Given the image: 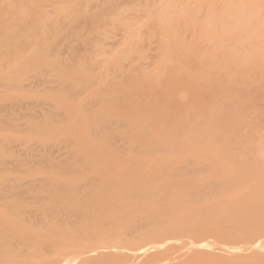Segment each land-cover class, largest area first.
Masks as SVG:
<instances>
[{"label":"rangeland","instance_id":"obj_1","mask_svg":"<svg viewBox=\"0 0 264 264\" xmlns=\"http://www.w3.org/2000/svg\"><path fill=\"white\" fill-rule=\"evenodd\" d=\"M19 1L22 2L21 6V2L19 3ZM19 1L0 0V20L8 19V17L10 19L15 16L10 20L17 22H23L27 20L31 21V23L29 24L30 26L31 24H33L36 27L35 29H37V27H40L41 25H47L46 29L48 32H46V37L48 36V38H46L47 42L44 40L46 43L42 39L43 44H40L41 47L45 45V47L42 48L43 53H45V58L43 61L44 63L37 65L31 70L29 69L24 74L22 72L23 75L20 76L21 78L19 79H15L13 81L0 80V95H2L1 97H4L0 99V180L3 178L1 180L3 182V180L5 179L4 186L2 185V187L0 185L2 189H4L2 191L3 193L0 192V226H4L5 224L9 225V216L13 215L12 211H10L11 209H8L9 206L6 207V204L4 203L6 199L12 198V196L10 197L9 195L8 198L6 197L7 191H9L8 194H12L13 192L16 195L15 197V195L12 194L14 195L13 198L15 197L16 204L18 203L17 199L22 201L23 203L22 204L19 201L23 206L18 203L20 209L19 211L17 209V212H21L22 209V212L27 211L26 213H29V216H27L26 214L25 218L22 217L23 219L20 217L19 213V220L21 221L22 219L21 222L24 224L20 223L18 224V226H14L15 232L19 233L17 236V241L15 238L13 239L12 236L8 235V241H10L12 238L13 240H15L14 242L18 243L14 244V242L11 240L10 242L13 243H9V245L7 246L9 247L11 246V244L15 245H12V247H14L13 253L9 250L11 247H9V249L7 247L11 254L6 251L7 254H4L5 256L2 255L3 253H5V251L3 252V247L0 248V250H2L3 252L1 253L0 251V264H64L63 262L66 259L67 260L65 261V264H150V262L153 264H252L253 262H255H252L255 257H264V247L260 249L252 247L255 240H261L262 246H264V172L260 173V176L253 174L249 175L245 172H242L241 169H237L240 162L242 165L243 163L245 164V162H251L253 159L264 160V68L263 70L262 68H259L261 62L264 66V54L263 56H259L255 51L256 49L264 48V6H261L263 7V10L261 9L260 11H257L258 13H255V11H249V5H251L252 2L264 5V0H51V2L50 0H27V2L26 0ZM30 1H32L31 4H29ZM233 6H236L238 8L236 9V12L233 11ZM231 9L232 11L230 12ZM165 12L169 15L168 17L164 16H167ZM12 13H15V15L13 14V17H11ZM21 13L25 15L22 14V16ZM169 17H172L173 19L168 20ZM246 17H248V19ZM166 18H168V22H166ZM220 19L221 21H223V23L225 21V23L223 24L224 29L222 28V30H224L222 33L223 35L221 34V36H219L217 33L214 34L217 31L213 32L216 24L219 27L218 22L220 21ZM55 20L57 21V23L55 22ZM192 20L194 24L191 22ZM169 21H171L172 23H169ZM171 24H173V28L171 27ZM60 25L61 27H59ZM169 28L172 29V31ZM233 28L234 32H232ZM219 29L221 30V28ZM58 39L61 40L58 41ZM190 40L192 43H189ZM250 49H254V51L248 54ZM249 56L253 62L248 59ZM3 60V63H5L7 61V58L6 60ZM247 60H249L251 64L248 65V63L246 62ZM258 60L261 62H259ZM254 61H256V63L258 62L259 64L256 66ZM58 69H61L62 71H60L61 73L64 72V75L65 73H69L70 76L69 74L65 77L57 75L58 72L57 74L55 72ZM160 74H162V76ZM12 75H15V73ZM142 75H148L152 77L151 82H149L150 84L147 83L148 86L144 85L146 83L143 84L140 82H138L136 86V81H139L138 77H142ZM145 79L147 80V78H144V80ZM144 80H141L140 78L141 82ZM9 83L11 86L9 85ZM118 84L120 86L122 85L123 89L121 87L120 88L126 92H133L138 88L141 90L142 88H147L148 90H146L153 93V95L157 94L156 96L159 97L155 98L153 104L151 105V107L155 109V113H158V109H161L162 107H164V105H167V102L164 101V98L165 96L169 95L165 94H168V92H171L172 90V96H170L172 98H175L172 101H178L179 103H195L196 105L199 102H206V104H208L210 102H213L214 99L215 102L216 98H219L217 96H220L221 93L225 92V94H229L232 97H235L237 95L238 97H240L239 99L236 96L240 101H237L236 99L237 106H235L236 103L234 106L236 108H239L241 113L244 112V115L245 113L247 114L246 117L241 120V122H251L253 123V125L250 126L247 123L248 125L245 126V123H243L244 126H242L243 124L240 123L242 126L241 131L239 129L240 124L238 125L240 133L237 134V132L239 131L236 132V134L234 135L235 138H233L231 143L235 145L236 140L237 144L235 146L230 144V146L228 145V152L232 150L233 152L232 154L227 153V155L229 156H227L226 158H220L219 156L213 154L208 147L198 142H191V144L189 142L181 145L175 144L173 145V149L169 151L164 150L161 147H156L152 150L151 146L146 147L142 144H137L136 146L133 144L130 147V140H132L133 142L136 135L133 134L135 133L136 125H134V123L132 124V121L130 122V119H128V117L124 114L130 112V109L124 108L122 110L121 108L114 112L112 110H109L108 107L107 109H105L106 107H103L105 105L101 103L103 97V100L106 98L108 100L109 95L111 97L112 92H114L112 90V86ZM184 84L185 86H183ZM5 85L8 87L5 88ZM143 85L145 87H141ZM162 87H165L167 91ZM63 91H65L66 94L64 93V95H66V97H68V99L72 103L71 107L65 108L67 104H65V106L60 105V101L56 97V95L63 93ZM156 92H160L161 94ZM69 94L72 95L69 96ZM145 94H147V92ZM223 96H221V99ZM123 98L124 97H122L121 99ZM229 98L232 99L231 97ZM121 99L119 101H122ZM224 100L219 101L225 102ZM123 101L122 102L128 108L133 106V103L129 99L125 98ZM228 101L230 102V100ZM231 102L233 103V101ZM226 104L227 103L225 102V105ZM202 105L201 107L204 106ZM228 105L231 106V104L229 103ZM68 106L70 105L68 104ZM198 107L200 106L198 105ZM233 108L234 107H232L231 109ZM226 109L228 110V108ZM161 110H163V108ZM195 111L196 115L202 114V109L196 108L194 110V113ZM86 112L88 113V115ZM223 112H225L224 109ZM223 112H221L218 117L219 122L220 116L221 119L223 116V119H225V115H228V111L225 114ZM66 116H69L67 117V120L70 118V116L81 119L85 116L86 118H84L88 122L91 117H93V119L97 118L92 122L90 121L89 123L92 124L93 122L97 121L98 125L95 122L96 125L98 126V128L102 127V130L101 128L97 130L98 128H96L95 126L86 123L87 127L90 128L89 125H91L93 129H89L91 131L90 135H96L93 134L95 131V127V133L97 132V134L100 135V138H98L97 135V138L94 136L99 140L98 142L103 143L104 139V143L105 141H111V147L116 146L115 149H117V151L107 150L103 147L93 150L94 153L101 155L105 159L103 165L93 168L94 170L105 169L108 171H117L119 169L121 170V167H124L125 169V167L129 165L127 168H129L130 171L132 169V171H135L140 169L141 166L143 167V164L138 166L142 160V163L154 164L156 161L165 158L172 162V169L170 168V170L173 171L172 173H177V177L178 174H180V176L176 179L174 176L175 173L172 175L173 180L175 179V182H177L176 180H178L180 177L185 176L184 174L186 173V175L190 176L188 178L194 176L201 183L202 181L204 182L203 187L204 184L205 187L209 184L211 185L212 189L207 186L206 189L204 187V189L202 190L201 187V190H198L200 192L199 194L197 193L198 195L195 194L197 189L193 192H190L192 197L195 196L196 198L193 199L191 195L187 193L189 191L185 192L186 190H184V195L181 194L183 191L181 189L183 187L181 185L182 182L180 183V185L182 186L179 187L180 189L175 186V188H178L182 191L180 192L179 196H177L179 190L177 191L173 188L175 190L174 192H176L173 193L176 194V197H174L177 199L179 198L182 201L184 197V203H182L184 204L185 208L182 207L183 210H176L173 207L175 210H171L170 213L168 211L169 209L166 212L164 211L166 209L163 208L164 210L162 211L165 213H163L160 219H156L162 221L163 224L165 223L164 226H162L163 224L160 221H157L156 224L153 223L156 221L155 218L154 221L153 219H150L153 216L148 211V208L150 206L149 201L151 200L150 198V200L147 201L148 203L146 202V204L149 205L148 208H145L146 211L143 209V211L139 212V209H135V211L133 212V216H131L132 218L129 217L130 220L133 219V222L131 223L129 221L131 224L128 226V228H126L128 224L126 225V227L124 225V227H121V230L122 232L124 231V234H120L124 236L120 235V238L125 236L126 237L124 238V241L123 238L120 239V246L117 245L112 247L107 246L105 243L102 246L103 242L101 240H106V238H102V229L106 220L108 219L109 221V217L106 214H103L101 219L102 222L100 226L98 225L99 229H96L99 230L98 233L100 236L98 238H94L95 236H98V233H96L97 235H95L93 238L87 237L88 235H84L85 230H87L85 227L89 225V221L91 222V220L88 221L89 218H86L88 222H85L84 218H82L84 220L80 219V221L82 222L80 223L79 221L81 225L79 224L78 226H81V229L83 228L81 234V229H79V227L77 226L76 228L78 230L75 228L77 233H75L74 231H70L71 233L74 232L77 235L73 234L74 236L71 235L73 236L71 237L70 235L65 234L68 232V228H72V226L66 225L68 224V220L71 221L70 214L68 215L67 221L65 223L66 226H69L67 227V232L63 233L62 231V233H52V231H55L53 230L54 227H52L53 225L51 224L54 218H52V220L51 217L49 218L48 216H46L49 213L48 208H50V205H48L49 207L46 209L47 214L45 213V206L43 207L44 210H38L42 207H38V209L36 208L39 203V205H42L43 203L40 200L42 196H38V194L36 193L38 192V189L40 188L45 190L46 187L49 186L48 190L51 192H55V188L53 189L51 188V186L62 187V184H65L68 189H77V186H83L84 188V185L89 181V177H92L91 179H95L97 176L91 175V171H89L91 172L90 175L86 176L83 174L89 169L88 167H85L82 164L81 166L80 163H77L79 162L77 160L80 156V154L78 155L79 149L76 150L78 144H76L77 146H74V139L71 135H69L67 132H62L61 129L60 131H58L59 129L55 130V133L48 132L47 129H49L50 127H52L53 129H56V127L59 128L60 124L67 121ZM88 116L91 117L88 118ZM223 119L221 121L222 123L224 122ZM71 120H73V118L69 119L68 122L71 123ZM68 122L62 125L68 126ZM130 132L132 135H134V137L132 136L134 139H132L131 137L129 138V136H131ZM172 132L171 134L174 136H176V133L177 135H179L175 130H172ZM162 133H165L166 137L167 134H170L166 133V131ZM102 134H105V137L107 135H110V139H107V141L104 136H102L104 138L101 139ZM164 137L165 136L163 135L162 138ZM218 138L220 139L221 137ZM218 138L215 137L212 139V141L215 140L217 141V143L215 141H211V146L215 147V144L218 145V143L221 146L222 143L220 141L218 142ZM122 140L125 142H123ZM136 141L137 140H135V142ZM155 142H152V144H156ZM189 145L190 148L188 147ZM134 146L136 148H140L136 150ZM158 146H160V144ZM149 147H151V149ZM231 147L233 148L231 149ZM155 149L160 150L157 151ZM176 149L180 150V152ZM76 151L78 152L77 155L75 153V156H78V158L74 157V152ZM225 151L227 152L226 149ZM135 156L141 157L142 160H139L137 158L138 161H140L137 162L134 159ZM233 156H235L234 159ZM228 157L231 159V161ZM74 161L76 162V164ZM77 164H79L80 166ZM244 164L242 165V167H251L250 165ZM250 164H252V162ZM255 164L256 163L254 162L253 165ZM137 166L139 167L138 169ZM232 166L237 168L235 169ZM127 168L125 170H128ZM165 171H169V169L166 170L165 168ZM183 171L184 174L182 173ZM89 172L87 173L89 174ZM96 172H94V174H97ZM93 176L95 178H93ZM103 176L104 175L100 176V178L98 177V181L99 179L102 180ZM172 177L171 175L168 176V181L165 182V185L168 184L167 182H169V178ZM259 178L263 181H261ZM157 179H161V177L159 178V176H157ZM95 180L93 181V183L95 182V185L97 184V186H99L102 182L100 180V183H98ZM157 181L158 184L157 182H155L154 184H157L159 186L163 185V182L161 183L162 185L159 183L160 181H162V179L160 181ZM163 181L165 180L163 179ZM184 181L185 180H183V182ZM193 181L194 180H192V182ZM175 182L171 181L173 185H168L174 186V184H176ZM89 183L86 185H90ZM184 184H186L187 186L188 183ZM192 184L195 185V182ZM196 184H198V182ZM95 185H92V187ZM157 185L156 187H159ZM100 186L102 187V183ZM92 187L90 189H92ZM187 187L189 188V186ZM87 188L89 191V187ZM152 188H155V185L152 186ZM160 188L161 189L158 188V192H160L163 187ZM19 189H21V191L23 189L25 190V192L23 191L22 193H20V191H18ZM132 189L133 194L134 190L138 188H129V190ZM140 189L141 188H139L138 190L140 191ZM168 189L172 190L171 192H173V189ZM138 190H136L137 193H143L145 195V192H142V189L141 192H139ZM155 190L153 191V196L156 195ZM5 191L6 193H4ZM79 191H77L79 193L77 195L78 197H80L79 195L86 194L85 192L83 193ZM150 191H147L145 196H148V192ZM201 192L203 193V195L200 196V194H202ZM19 193L21 196L19 195ZM128 193L132 196V198L130 200L129 198L126 200L124 199V202H127V200L131 201L134 197V195L131 194V191H128ZM137 193H135V195ZM42 194L43 193H39V195ZM46 194L44 193L45 196ZM129 194H126L127 197H129ZM140 195L138 194L137 200L145 198H142L143 195L139 197ZM188 195L189 199H191L189 201ZM185 196H187V200ZM85 197L83 196V198L86 200L89 198L87 197V195ZM149 197L151 196H148V198H146L149 199ZM165 197L167 198L166 195ZM77 198L76 201L78 200ZM83 198L81 197V199ZM166 198H164V200ZM175 198L172 197L170 199L175 201ZM81 199L78 201H82ZM134 199V203L137 202L138 204H140L139 201H136V197H134ZM160 199L159 201L163 200ZM13 200L10 199V202ZM47 200H44L45 202L43 204H45ZM185 200L187 202H185ZM132 201L130 203H132ZM153 201L154 199L152 200V202ZM179 201L180 200H177V202ZM10 202L6 201V203L8 204H10ZM36 202L39 203L36 204ZM126 202L125 204L123 203V207L128 208L129 206H131L129 202H127L129 203V205L126 206ZM140 202H142L141 204H143L144 200H141ZM156 202L157 199L155 200V203H151L154 209L152 210L150 208L149 210L157 213V211H155ZM171 202H168L167 204ZM117 203V201L115 204L113 202V205L115 206L117 205ZM134 203L132 208L137 205V203L136 205H134ZM161 203H166V200L164 202L161 201ZM174 203L175 202H173V205ZM34 204H36V207L34 206ZM73 204L76 203L73 202L72 205ZM88 204L89 203H87V205ZM84 205H86V203ZM166 206L167 205H165V207ZM86 207L88 208V206H85L84 209ZM123 207L115 206L113 208H116L114 209V211H117L118 208L122 209ZM64 208L65 206H63V209ZM66 208L68 210V206H66ZM132 208H129L131 210H129L131 213L134 209ZM135 208L138 207L136 206ZM166 208L170 207L167 206ZM13 209L14 208H12V210ZM55 209H57V207ZM63 209L61 207V210ZM79 209L76 211H79ZM88 209L89 211L91 210L90 207ZM88 209H86L87 212ZM121 209H119V212L117 213H120ZM61 210H59V212ZM122 210H124V208ZM30 211L32 212V214L30 213ZM74 211L75 210L73 208L71 214L74 213L73 215H75ZM125 211L127 212V209L121 212L124 213ZM42 212L45 214H43ZM50 212L53 215V213H55L56 211L52 212L51 208ZM66 212V214H68V211ZM135 212L138 216L135 215ZM24 213L25 212H23V216ZM131 213L130 215H132ZM168 213L171 218L169 220H172V223L171 225L167 223V226L166 222H164L163 220L165 219V216L168 215ZM56 214H58V212ZM66 214L63 215L66 216ZM80 214H82V211L80 212ZM116 214L114 217H116ZM149 214L151 217L149 216ZM117 215L119 216V214ZM134 215L136 216L135 218ZM60 216L62 217H58L60 218V221L61 219H66L64 218V216H62V213L60 214ZM83 216L84 215H82V217ZM86 216L88 217L87 214ZM109 216H111V214H109ZM154 216L156 215L154 214ZM78 217L80 218V215H78ZM114 217H112L113 221ZM124 217L128 219V215H125ZM10 218L14 219V217ZM75 218L78 219L77 217H74V219ZM50 219L51 223L49 225ZM71 219L73 220V218ZM116 219L117 217L115 218V220ZM118 219H121V217ZM126 219H122L125 220L124 223L127 221ZM64 220H62L61 223L57 220V223L64 224L62 223ZM108 221L106 222V224H108ZM71 223H73V221ZM75 223L77 224L78 222ZM87 223L88 225H86ZM121 223L123 224V222ZM44 224L49 226V231L50 229L52 230L50 231V233L47 231V226H45L46 228H44ZM83 224L84 226H86L83 227ZM139 224H142V227L144 225V227H140ZM71 225L74 226V224ZM107 226L105 227L110 228L109 225ZM134 226L135 228L140 227L138 230H140L139 232L142 233L137 232ZM153 226L157 227L154 228ZM60 227L64 230L66 229L64 228V225H61ZM93 227L95 228V226ZM114 228L115 227H112L113 232L116 230ZM128 229L131 232L133 230L134 233L127 231ZM142 229L143 231H141ZM146 229H149L148 233ZM59 232L61 231L59 230ZM90 232L88 230V234ZM93 233H95V230L92 231L91 234ZM20 234L24 235L22 237L26 238L27 241H23L22 239L20 240ZM134 235L138 238L140 237L142 240H136V237ZM158 235L159 237L156 238ZM100 237L101 239L99 240ZM149 238L152 239L148 240ZM18 239L21 242H19ZM40 239H43V242ZM201 239H204L202 240L204 243L200 241ZM33 240L34 242L41 245L40 249L45 250H41L42 253H40L45 258L41 259L43 256H39L38 254H35L36 257H33L34 254H32L33 256L31 254V256H27L25 254V251L28 252V249L30 248L29 243ZM123 242L124 244H122ZM95 243H98L99 245ZM148 243H153L154 247L152 246V244L149 245ZM198 243L200 245H198ZM202 243L203 246H201ZM43 244L46 245L45 248ZM100 245L102 247H100ZM235 246L236 248L239 246L237 248L238 250L234 249ZM227 249L230 251H228ZM20 250L22 251V253ZM17 251L18 253H16ZM34 253H36V251ZM64 254H68V256H64ZM24 256L27 257L24 259ZM37 256H39L40 258ZM151 256L154 259L151 258ZM28 257H30V259ZM151 259L155 261H152ZM242 261L244 262L242 263Z\"/></svg>","mask_w":264,"mask_h":264},{"label":"bare ground","instance_id":"obj_2","mask_svg":"<svg viewBox=\"0 0 264 264\" xmlns=\"http://www.w3.org/2000/svg\"><path fill=\"white\" fill-rule=\"evenodd\" d=\"M19 1V0H18ZM48 1V0H47ZM252 1H254V0H252ZM21 1H19V3H20ZM26 2H27V0H26ZM25 2V3H26ZM50 2H51V0H50ZM32 3V1H30L29 2V4H31ZM21 4H22V2L20 3V6H21ZM36 4H38V3H36ZM36 4H35V6H36ZM31 6H34V5H31ZM232 6V5H231ZM230 6V7H231ZM261 6H264V5H260V3L258 4V3H253L252 2V4L251 5H249V11L250 12H254L255 11V13L257 12V11H260L261 9L263 10V7H261ZM229 7V8H230ZM39 8V7H38ZM37 8V9H38ZM171 8V7H170ZM215 8V7H214ZM24 9H25V7H24ZM198 9V8H197ZM232 9H233V11H235L236 12V9H238L236 6L234 7H232ZM232 9L230 10V12L232 11ZM240 9V8H239ZM39 10V9H38ZM172 11H173V8H172ZM92 12V11H91ZM166 12H167V10H166ZM165 12V13H166ZM9 13V12H8ZM7 13V14H8ZM24 13V12H23ZM23 13H21V15L23 14ZM43 13V12H42ZM96 13V12H95ZM107 13V12H106ZM170 13H171V10H170ZM247 13V12H246ZM246 13H245V15H246ZM258 13V12H257ZM13 14L15 15V13H12V16L11 17H13ZM20 14V13H19ZM36 14V13H35ZM167 14V13H166ZM234 14V13H233ZM232 14V15H233ZM9 15V14H8ZM11 15V14H10ZM23 15H25V14H23ZM22 15V16H23ZM171 15H173V14H171ZM7 16V15H6ZM165 17H168L169 15L167 14V16L166 15H164ZM212 16V15H211ZM8 17V16H7ZM15 17V16H14ZM13 17V18H14ZM17 17V16H16ZM13 18H10V19H13ZM100 18V17H99ZM175 18V17H174ZM190 18V17H189ZM233 18H235V17H233ZM247 19H248V17H246ZM264 18V17H263ZM9 19V17H8V19H5V20H0V80L1 81H13V80H15V79H19V78H21L20 76H22L26 71H28L29 69L31 70L32 68H34V67H36L37 65H39V64H42V63H44L43 61H44V58H45V53H43V51H42V48H44L45 47V45H43V47H41V45L43 44V41L45 40L46 42H47V40H46V38H48V36L46 37V32H48L47 31V29H46V27H47V25L45 26V25H41L40 27H37V29H35L36 27L33 25V24H31V26H33V27H31L30 26V24L29 23H31V21H23V22H17V21H12V20H10ZM165 19V18H164ZM168 18H166V22H168V20H170V19H173L172 17H169V19L167 20ZM262 19V18H261ZM9 20H10V22H9ZM57 20V19H56ZM55 20V22L57 23V21ZM195 20V19H194ZM211 20H212V17H211ZM165 21V20H164ZM249 21V20H248ZM262 21V20H261ZM166 22H164V23H166ZM171 21H169V23H170ZM192 23H193V20L191 21ZM216 22V21H215ZM255 22V21H254ZM33 23V22H32ZM172 23V22H171ZM224 23H225V21H224ZM223 21H221V19H220V21L218 22V25H219V27L217 26V24L215 25V29H213L212 27V29H213V32L214 31H217V32H215L214 34H218L219 36H221V34L223 33V31L224 30H222V28H223ZM28 24H29V26H28ZM47 24V23H46ZM194 24V23H193ZM193 24H192V27H193ZM57 25V24H56ZM62 25V24H61ZM61 25L59 26V27H61ZM169 25V24H168ZM170 26V25H169ZM173 26V24H171V27ZM200 26V25H199ZM199 26H198V28H199ZM254 26V25H253ZM186 27V26H185ZM234 27V26H233ZM173 28V27H172ZM219 28H221V30L219 29ZM170 29V28H169ZM191 29V28H190ZM219 29V30H218ZM224 29V28H223ZM171 31H172V29H170ZM226 30V29H225ZM59 31V30H58ZM232 31V30H231ZM51 32V31H50ZM50 32H49V34H50ZM232 32H234V28H233V31ZM239 32V31H238ZM182 33V32H181ZM48 34V35H49ZM180 34V33H179ZM205 34V33H204ZM226 34V33H225ZM229 34V33H228ZM239 34V33H238ZM68 35V34H67ZM223 35V34H222ZM234 35V34H233ZM248 35H250V34H248ZM247 35V36H248ZM65 36V35H64ZM217 36V35H216ZM225 36V35H224ZM31 37H32V40H31ZM28 38H30V39H28ZM50 38V37H49ZM42 39H43V41H42ZM30 40V41H29ZM61 39H58V41H60ZM192 40V39H191ZM191 40H190V42L189 43H192L191 42ZM207 40H208V38H207ZM212 40V39H211ZM42 41V42H41ZM44 41V42H45ZM45 42V43H46ZM180 42V41H179ZM207 42V41H206ZM213 42V41H212ZM44 43V44H45ZM187 43V42H186ZM193 43H194V41H193ZM227 43H229V42H227ZM41 44V45H40ZM51 44V43H50ZM180 45V44H179ZM178 45V46H179ZM188 45H190V44H188ZM188 45H186V46H188ZM226 45V44H225ZM40 46V47H39ZM50 46H52V45H50ZM57 47V46H56ZM55 47V48H56ZM190 47V46H189ZM41 48V49H40ZM54 48V47H53ZM195 48V47H194ZM208 48V47H207ZM216 48V47H215ZM213 49H214V47H213ZM228 50V49H227ZM252 51H254V49H250L249 50V53L248 54H250V53H252ZM256 51V54L257 55H259V56H263V54H264V48H260V49H256L255 50ZM29 54H28V53ZM195 54V53H194ZM235 54V53H234ZM9 56H10V60H9ZM50 56H51V54H50ZM53 56V55H52ZM253 57V56H252ZM6 58H7V61L5 62V63H3L4 62V60L3 59H5L6 60ZM248 59L250 60V61H252V59L250 58V56L248 57ZM249 60H247L246 62L248 63V65L249 64H251V62L249 61ZM189 61V60H188ZM229 61V60H228ZM244 61V60H243ZM259 61V60H258ZM253 62V61H252ZM259 62H261V61H259ZM254 63H255V65L257 66L259 63L257 62L256 63V61H254ZM259 67V66H258ZM257 67V68H258ZM260 69L262 68V70H263V68H264V66H263V63L261 62V65H260V67H259ZM61 69H58V70H56V74H57V72H58V74L57 75H60V76H68V74H66L65 73V75H64V72H62L61 73V71H60ZM164 70V69H163ZM22 72H23V74H22ZM163 72V71H162ZM15 73V75H12V74H14ZM39 74V73H38ZM62 74V75H61ZM17 75V76H16ZM161 76H162V74H160ZM159 75V76H160ZM12 76H14V77H12ZM69 76H70V74H69ZM146 75H142V77L140 76V77H138L139 78V81H136V86H137V84H138V82H140V83H146V84H144L145 86L147 85L148 86V84L147 83H149V82H151V80H152V77L151 76H146ZM170 76V75H169ZM15 77H17V78H15ZM147 78V80L145 81L144 80V78ZM158 77V76H157ZM11 78V79H10ZM140 78H141V80H144V81H140ZM159 78V77H158ZM170 78V77H169ZM3 79H8V80H3ZM202 79V78H201ZM136 80H137V78H136ZM174 81V80H173ZM177 81V80H176ZM183 81V80H182ZM163 82V81H162ZM203 82H204V80H203ZM202 82V83H203ZM212 82V81H211ZM176 83V82H175ZM180 83V82H179ZM185 83V82H184ZM62 84V83H61ZM65 84V83H64ZM150 84V83H149ZM183 84V83H182ZM182 84H181V86H182ZM9 85H10V83H9ZM119 85V84H118ZM118 85H113L112 87V90L114 91V92H112V95H111V97H112V99H111V97H110V95H109V97H108V100H107V96L105 97L106 99H104L103 100V98H102V104L103 105H105V106H103V107H106L105 109H107V107H108V109L109 110H112V111H117V110H119V109H121L122 108V110L124 109V108H127V109H130V112H128V113H124L127 117H128V119H130L129 121L133 124L134 123V125H136L135 126V133H133V131H132V133L135 135V137H134V135H132L131 134V132H130V135L131 136H129V138L131 137L132 139H134L135 138V140H137L136 142H135V140L132 142V140H130V147H131V145H137V144H142V145H144V146H146V147H148V146H151L152 147V150L154 149V148H156V147H161L162 149H164V150H171V149H173V145H175V144H184V143H189L190 142V144H191V142H198V143H202V145H205L206 147H208L211 151H212V153L213 154H215V155H217V156H219L220 158H226L227 156H229V155H227V153L229 154V153H231L232 154V152H233V150L232 151H229L228 152V148H229V146L230 145H234V144H231L232 143V140H233V138H235L234 137V135L236 134V132L237 131H239V129H240V131H241V128H242V126H244V124L243 123H245V126L246 125H253V123H251V122H241V120H243V118H245L246 117V113H245V115H244V112H240V109L239 108H236L235 106H237V103H236V99H237V101L240 99V97H238L236 94V96L239 98H237L236 96V98L235 97H232V96H230L229 94V96L227 95V94H225V93H221L220 94V96L218 95L217 97H219V98H216V101L214 102V100H213V102H210V103H208V104H206V102H199L197 105L195 104V103H179L178 101H172V100H174L175 98H172L171 96H172V91L171 92H168V94L166 93L165 95H169V96H165V98H164V101L165 102H167V105L165 106L164 105V107H162L163 108V110H161V109H158L159 111H158V113H155V109H153L152 107H151V105L153 104V102H154V99L155 98H157V97H159V96H156L157 94H154L153 95V93H151L150 91H147L145 88H142V90L141 89H136L135 91H133V92H126V91H124V90H122L123 88H122V85L120 86H118ZM141 86V87H145V86ZM166 85V84H165ZM171 85V84H170ZM11 86V85H10ZM9 86V87H10ZM64 86V85H63ZM70 86V85H69ZM183 86H185V84L183 85ZM5 88L6 87H8V86H4ZM122 89H121V88ZM166 87V86H165ZM165 87L163 88V89H165ZM188 87H190V86H188ZM67 88V87H66ZM137 88V87H136ZM68 89V88H67ZM152 89V88H151ZM176 89V88H175ZM174 89V90H175ZM213 89V88H212ZM63 90V89H62ZM105 90V89H104ZM146 90V91H145ZM156 90V89H155ZM154 90V91H155ZM166 90V89H165ZM177 90V89H176ZM192 90H194V89H192ZM191 90V91H192ZM197 90V89H196ZM66 91V90H65ZM65 91H63V93H60L59 95H56V97L59 99V101H60V105L61 106H65V104H67L66 105V107L65 108H67V107H71V105H72V103L70 102V100L68 99V97H66V95H64V93H65ZM106 91H108V90H106ZM116 91V92H115ZM144 91V92H143ZM161 91V90H160ZM167 91V90H166ZM165 91V92H166ZM198 91V90H197ZM147 92V94H145ZM148 92H149V96H148ZM164 92V91H163ZM199 92V91H198ZM71 93H73V92H71ZM118 93H119V95H118ZM156 93H159V94H161L160 92H156ZM171 93V94H170ZM191 93V92H190ZM194 93V92H193ZM197 93V92H196ZM203 93V92H202ZM201 93V94H202ZM63 94V95H62ZM66 94V93H65ZM117 94V95H116ZM153 96H152V95ZM164 94V93H163ZM187 94V93H186ZM192 94V93H191ZM208 94V93H207ZM61 95V96H60ZM68 95V94H67ZM72 94H69V96H71ZM115 95V96H114ZM171 95V96H170ZM224 95V96H223ZM225 95H227V96H225ZM2 95H0V99H2V98H4V97H1ZM4 96H5V94H4ZM124 97L123 99H121L122 97ZM151 96V97H150ZM196 96V95H195ZM221 96H223L222 97V99H221ZM66 97V98H65ZM119 98V99H116V98ZM186 97V96H185ZM194 97V96H193ZM229 97H231L232 99H230ZM113 98H114V100H113ZM125 98H127V99H129L132 103H133V106L132 107H126V105L123 103L124 101V99ZM188 98V97H187ZM199 98V97H198ZM201 98V97H200ZM227 98H229V99H227ZM96 99H97V97H96ZM122 100V101H119V100ZM186 99V98H185ZM184 99V100H185ZM195 99V98H194ZM218 99V100H217ZM225 99V100H224ZM227 99V100H226ZM234 99H235V101H234ZM67 100H69V101H67ZM111 100H113V101H111ZM116 100V101H115ZM118 100V101H117ZM161 100H163V99H161ZM161 100H160V102H161ZM179 100V99H178ZM222 100H224L227 104L225 105V102H220V101ZM228 100H230V102L231 101H233V103L231 102H229ZM92 101V100H91ZM94 101H95V99H94ZM104 101H105V103H104ZM110 101V102H109ZM114 101H115V103H114ZM183 101V100H182ZM218 101V102H217ZM240 101V100H239ZM93 102V101H92ZM71 103V104H70ZM91 103V102H90ZM110 103V104H109ZM120 103H121V105H120ZM168 103H171V104H168ZM228 103L229 104H231V106H229L228 105ZM235 103H236V105H235ZM68 104L70 105V106H68ZM88 104V103H87ZM107 104H109V105H107ZM112 104V105H111ZM195 104V105H194ZM204 106H203V105ZM56 105H57V103H56ZM114 105V106H113ZM123 105V106H122ZM198 105L201 107V105L203 106V107H198ZM235 105V106H234ZM260 105V104H259ZM21 106V105H20ZM112 106V107H111ZM228 106V107H227ZM10 107V106H9ZM49 107V106H48ZM116 107H118V108H115ZM232 107H234L233 109H231ZM50 108V107H49ZM48 108V109H49ZM110 108H113V109H110ZM155 108V107H154ZM196 108H198V109H202V114L201 115H196V111H195V113H194V110L196 109ZM226 108H228V110L226 109ZM3 109V108H2ZM30 109V108H29ZM223 109H224V111L225 112H223ZM229 109H231V110H229ZM9 110V109H8ZM26 110V109H25ZM228 112H227V111ZM199 112V111H198ZM221 112H223L224 114L227 112L228 113V115H225L226 117H225V119H223L224 118V116L222 117V119H223V123L221 122L222 121V119H221V116H220V122H219V115H220V113ZM87 113V112H86ZM107 113V112H106ZM222 113V114H223ZM51 114V113H50ZM52 114H55V113H52ZM59 114V113H58ZM221 114V115H222ZM31 115V114H30ZM60 115V114H59ZM87 115H88V113H87ZM87 115H86V117H87ZM241 115H242V117H241ZM243 115H244V117H243ZM57 116V115H56ZM99 116V115H98ZM58 117V116H57ZM67 117H69V116H66V120H67ZM85 117V116H84ZM76 118V117H71L70 116V118L69 119H71V118H73V120L74 119H76V120H71L72 122L71 123H69L68 121H69V119L67 120V121H65V122H63L62 124H65L66 122H68V126H64V125H62V124H60L59 126L61 127H59V128H57L56 127V129L54 128H52V127H50L49 129H47L48 130V132H51V133H55L56 131L55 130H58V131H60V129H61V131L62 132H67L69 135H71L72 136V138L74 139L73 141H74V146H77L76 144H78V148L76 147V150L77 149H79V152L78 151H76V152H74V157H76L75 156V153H76V155H77V152H78V155L80 154V156H79V159L77 160V161H79V162H77V163H80V165L82 164L83 166H85V167H88V171H85L83 174L84 175H90V173H91V175H94V176H96V178L93 176V178H95V179H91L90 177H89V181L86 183V184H88L89 182H92V183H89L90 185H86V187H85V185H84V188H83V186H80V187H76L77 189H68V187L65 185V184H62L63 186L61 187V186H51V184H50V186H51V188H55V192L54 191H49L48 189V187H46V189L45 190H43V189H38V192H36L37 194H38V196H42L41 197V201L44 203L45 201L44 200H47V202L45 203V204H43L42 203V205H39L40 203L39 202H36V204L37 203H39L38 204V206L36 207V204H34V206L38 209V207H42V208H39L38 210H44V206H45V213H46V209L49 207L48 205H50V208H48L49 209V215L47 214L46 216H48L49 218L51 217V219L52 218H54V222H55V219H56V222L54 223L53 221H52V223H51V219H50V222H49V225H50V223L53 225H51L52 227H54L53 228V230H55V231H52L51 229H50V231H52V233L53 232H58V233H62V231H63V233H65V232H67V227H69V226H72V228H68V232L67 233H65V234H67V235H73V234H75V233H77V231L75 230V228H76V226L77 227H79L78 225L82 222V221H80V219H82V218H84L85 219V222H88L89 220H91V222L89 221V225H88V223L86 224V225H88L87 227H85L84 226V224L82 225L83 227H85L87 230H85V232H84V235L86 236V235H88L87 237H91V238H93L95 235H97L96 233H98V231L99 230H96V229H99L98 228V225L100 226V224H101V219H102V216H103V214L105 215H108V217H109V221H108V219L106 220V217H105V220H106V222L108 221V224H106V222H105V224H104V226H103V229H102V231H103V233H101L102 234V238H106V240L105 241H103V239L101 240L103 243H102V246H103V244L105 243L107 246H120L119 244L121 243V241H120V239H122L123 238V241H124V238L126 237H121L120 238V235L123 233L124 234V231L122 232V230H121V227L124 225L125 227H126V225H127V227L126 228H128V226L133 222V219L132 220H130V218H132L131 216H133V212L135 211V209H139V212L140 211H143V209L145 210V208H148V206L150 205V206H152V204H153V202L155 203V200L157 199V202H156V209H155V211H157V213L156 212H154V211H152L153 209H154V207L152 206V207H150L149 206V208H148V211L150 212V214L151 215H153L154 216V214L156 215V216H150V214H149V216L151 217L150 219H153V221H154V218H155V222H153V223H155L156 224V222L157 221H160V220H158V219H160L161 217H162V215H163V213H165V212H163L162 210H164V209H166V210H164V211H166L167 212V210L169 211V213L171 212V210L173 211V209L175 208L176 210H183V208H185V206H184V197H183V201L181 200V199H177V198H175L176 197V194H173V193H176V192H174L175 190H179L180 188L179 187H182L181 189L183 190H179L178 192V194H177V196H179V194H180V192L182 191V193L181 194H183V193H185V192H187V191H189V192H187L189 195H191V193L190 192H193V191H195L196 189H197V191H196V193L195 194H199L200 192L198 191L199 189L201 190V187H202V190L204 189V187H205V184H204V187H203V181H202V183L199 181V180H197L194 176H192L191 178H188V177H190V176H188V175H186V173L184 174V171L182 172L185 176H182L183 177V180H185L184 182H183V180H182V177H180L178 180H176L177 182H175V179L176 178H178L179 176H180V174H178V177H177V173H172L173 171H171L170 170V168L172 169V165H171V163L172 162H170V160H168V159H165V158H163V159H161V160H158V161H156L154 164H150V163H142V159H141V157H137V156H135V160L137 161V162H140V161H138V159L139 160H142L141 161V163L138 165V166H140V165H142L143 164V167L141 168L140 167V169H138L139 167L137 166V169L138 170H135V171H130L129 170V168H127V167H125V169L127 168L128 170H125L124 169V167H121V170L119 169V170H115V171H108V170H105V169H93V168H95V167H97V166H100V165H103V163L105 162L104 160V158L101 156V155H99V154H97V153H94L93 152V150L94 149H98V148H106L107 150H111V151H117V149H115L116 148V146L115 147H111V141L109 142L107 139H110L109 138V136L107 135L106 137H105V134H102L101 135V139L102 138H104L105 137V139L109 142H106L105 141V143H104V139H103V143L101 142H98L99 140L98 139H96L97 137H96V135L98 136V138H100L99 136V134H97V132L95 133V131H96V128H98V123H97V121H95L96 123H97V125H96V123L95 122H93L92 124L91 123H89L90 121L92 122L93 120H95V119H97V118H95V119H93V117H91L92 118V120H91V118L88 116V118H90L89 119V122L88 121H86L85 120V118ZM87 118V119H88ZM248 118V117H247ZM62 119V118H61ZM63 120V119H62ZM54 121V120H53ZM64 121V120H63ZM227 121V122H226ZM226 122V123H225ZM86 123L87 124H91L92 126H95L94 127V133L93 134H96V135H90V130H93L92 129V127H91V125H89L90 126V128L89 127H87L86 126ZM117 123V122H116ZM225 123V124H224ZM243 124L242 126H241V124ZM102 124V123H101ZM240 124V127H239V129H238V125ZM120 125V124H119ZM64 126V127H63ZM123 126V125H122ZM105 127V126H104ZM104 127H103V129H104ZM112 127V126H111ZM118 127H120V126H118ZM140 129H139V128ZM88 128V129H87ZM101 128V130H102V127H100ZM100 128H98L97 130H99ZM113 128V127H112ZM116 128V127H115ZM138 128V129H137ZM256 128V127H255ZM90 129V130H89ZM108 129V128H107ZM40 130V129H39ZM53 130V131H52ZM134 130V129H133ZM137 130V131H136ZM172 130H175V131H177L178 132V134L179 135H177V133H176V136H174V135H172L171 134V132H172ZM46 131V130H45ZM55 131V132H54ZM110 131V130H109ZM164 131H166V133H170V134H167V137H166V135H165V133H162V132H164ZM240 131L239 132H237V134L238 133H240ZM244 131V130H243ZM172 133H175V132H172ZM244 133V132H243ZM92 134V133H91ZM162 134V135H161ZM163 135L165 136L164 138H162L163 137ZM239 135H241V134H239ZM238 135V136H239ZM96 138H95V137ZM102 136H104V137H102ZM134 138H133V137ZM237 136V135H236ZM215 137H221L220 139L218 138V142L220 141L221 143V146L219 145V143H218V145L217 144H215V147L214 146H211V143L213 142V141H215V140H213L212 141V139L213 138H215ZM236 138H239V137H236ZM96 139V140H95ZM100 139V140H101ZM113 139V138H112ZM77 140V141H76ZM217 140V139H216ZM102 141V140H101ZM123 141V140H122ZM156 141V142H155ZM160 141V142H159ZM212 141V142H211ZM238 141V140H237ZM76 142H78V143H76ZM98 142V143H97ZM113 142V141H112ZM123 142H125V141H123ZM152 142H155L156 144H152ZM216 143H217V141H215ZM234 142V141H233ZM100 143V144H99ZM114 143V142H113ZM115 143H116V141H115ZM136 143V144H135ZM158 143V144H157ZM204 143V144H203ZM235 143L237 144V142H236V140H235ZM102 144V145H101ZM110 144V145H109ZM152 144V145H151ZM160 144V146H158ZM196 144V143H195ZM230 144V145H229ZM235 144V145H236ZM99 145V146H98ZM114 145V144H113ZM141 145V146H142ZM157 145V146H156ZM193 145V144H192ZM191 145V146H192ZM213 145H214V143H213ZM217 145V146H216ZM229 145V146H228ZM234 145V146H235ZM119 146V145H118ZM121 146V145H120ZM134 146V147H135ZM139 146V145H138ZM154 146V147H153ZM187 146V145H186ZM151 147H149L150 149H151ZM189 148H190V145L188 146ZM187 147V148H188ZM119 148V147H118ZM125 148V147H124ZM127 148V147H126ZM136 148V147H135ZM138 148H140V147H138ZM138 148H136V150L138 149ZM186 148V149H187ZM233 147H231V149H232ZM225 149L227 150V152L225 151ZM230 149V150H231ZM155 150H157V149H155ZM160 149H158L157 151H159ZM177 150V149H176ZM208 150V149H207ZM89 151V152H88ZM141 151V150H140ZM146 151V150H145ZM177 151H179L180 152V150H177ZM185 151V150H184ZM222 151H224V152H222ZM119 152H121V151H119ZM147 152V151H146ZM151 152V151H150ZM182 152H183V150H182ZM149 153V152H148ZM69 154V153H68ZM0 155H1V152H0ZM187 156V155H186ZM206 156V155H205ZM44 157V156H43ZM185 157V156H184ZM231 157V156H230ZM234 157L235 156H233V159H234ZM76 158H78V156L76 157ZM76 158H75V161H76ZM138 158V159H137ZM229 158V157H228ZM175 159V158H174ZM230 159V158H229ZM241 159V158H240ZM263 159V158H262ZM129 160V159H128ZM164 160V161H163ZM173 160V159H172ZM74 161V162H75ZM130 161V160H129ZM175 161V160H174ZM194 161V160H193ZM199 161V160H198ZM230 161H231V159H230ZM236 161V160H235ZM240 161V160H239ZM256 163L255 165H253V163L254 162ZM256 161H258V162H256ZM73 162V163H74ZM191 162V161H190ZM232 162H233V160H232ZM252 162V164H250ZM251 162H245V164L244 165H250L251 167L249 168V166H247L246 168H245V166H243L242 167V165H241V162H240V164L238 165V168L237 169H241L242 170V172H245V173H247V174H253V175H259L260 173H262V172H264V160H261V159H259V160H257V159H253ZM129 163V162H128ZM133 163V162H132ZM195 163V162H194ZM228 163H230V162H228ZM227 163V164H228ZM237 163V162H236ZM239 163V162H238ZM75 164H76V162H75ZM233 164V163H232ZM235 164V163H234ZM77 165H79V164H77ZM79 165V166H80ZM81 165V166H82ZM144 165H146V166H144ZM237 165V164H236ZM241 165V166H240ZM253 165V166H252ZM174 166V165H173ZM232 167H234V166H232ZM136 168V167H135ZM145 168H146V171H145ZM165 168H166V170H168L169 169V171H165ZM235 168V167H234ZM235 168V169H236ZM91 169V170H90ZM123 169V170H122ZM131 169V168H130ZM176 170V169H175ZM89 171H91V172H89ZM96 171H98V172H96ZM177 171H179V170H177ZM189 171V170H188ZM188 171H185V172H188ZM71 172V171H70ZM87 172H89V174L87 173ZM94 172H96L97 174H94ZM172 174H171V173ZM169 173V174H168ZM174 174V176H175V179L173 180V177H172V175ZM190 174V173H189ZM102 175H104L103 177H102V180L101 179H99V181H98V177L100 178V176H102ZM171 175V177L172 178H169V182H167L168 184H171V185H173V183H171V181L173 182H175L176 184H174V186H170V185H168V184H166L165 185V182L166 181H168V176H170ZM157 176H159V178L161 177V179H162V181H160L161 179H157ZM260 176V175H259ZM164 177H166V178H164ZM185 177V178H184ZM194 178V179H193ZM3 179V178H2ZM1 179V180H2ZM87 179H88V177H87ZM156 179V180H155ZM163 179L165 180V181H163ZM170 179H171V181H170ZM195 179H196V181H195ZM201 179H203V178H201ZM260 179V178H259ZM0 180V185L2 186H4V184H5V179L3 180V182ZM92 180V181H91ZM97 181L98 183H100V180L102 181L101 183H102V187L100 186L101 185V183H100V187L99 186H97V184L95 185V182L93 183V181ZM155 180V181H154ZM157 180H159L160 182V184L162 185V186H159V185H157L158 184V181ZM190 180V181H189ZM192 180H194L193 182H192ZM261 180V179H260ZM263 180H264V178H263ZM263 180H261V181H263ZM42 181V180H41ZM96 182V183H97ZM153 182V183H152ZM155 182H157V184H154ZM182 182V186L180 185V183ZM195 182V185L194 184H192V183H194ZM198 182V184H196ZM206 182V181H205ZM2 183V184H1ZM29 183V182H28ZM40 183V182H39ZM178 183V184H177ZM184 183H190L189 185L187 184V186H189V188L186 186V184H184ZM202 184V186H201V184ZM95 185V186H93L94 187V189H95V187H96V189L94 190L93 189V187H92V185ZM153 184V185H152ZM36 185V184H35ZM44 185V184H43ZM77 185H79V184H77ZM82 185V184H81ZM155 185V188H152V186H154ZM156 185L157 186H159V187H156ZM179 185V186H178ZM197 185H199V186H197ZM0 186V187H1ZM2 186V187H3ZM166 186H168V187H166ZM170 186V187H169ZM175 186L176 187H178V188H175ZM186 186V187H185ZM194 186V187H193ZM209 188H211L212 189V187H211V185H207ZM206 186V187H207ZM2 187H1V191L0 192H2L4 189H2ZM42 187V186H41ZM87 187H89V191H88V188ZM92 187V189H90ZM136 187L139 189V188H141L142 189V192H145V195H146V192L147 191H152V193H151V191L150 192H148L149 193V195L148 196H151V197H149V199H147L148 198V196H145L143 193L141 194V193H137L136 192V190H138V189H136ZM160 187H163L162 188V190H160V192H158L159 191V189H161ZM191 187V188H190ZM198 187V188H197ZM206 187H205V189H206ZM20 188V187H19ZM29 188V187H28ZM86 188H87V190H86ZM129 188L131 189V188H135L136 190H134V193L132 194V192H133V189L132 190H129ZM146 188V189H145ZM152 188V189H151ZM159 188V189H158ZM168 188H170V189H173V192H171L172 190H169ZM5 189H6V187H5ZM26 189V188H25ZM53 189H51V190H53ZM79 189H80V191H79ZM82 189H84V190H82ZM141 189H140V191L139 192H141ZM157 191H156V190ZM163 189H164V192H163ZM168 191H167V190ZM193 189V190H192ZM92 190V191H91ZM94 190V191H93ZM130 192L131 191V194L132 195H134V197H136V201H139V203L140 204H138L137 202V205H136V203H134L135 202V199H134V197H133V201H132V203H130L131 201H129L131 198H132V196L128 193V191ZM143 190H146V191H143ZM155 190V193H156V195L155 196H153V191ZM184 190H186L185 192H184ZM18 191H20V193H22L23 191L25 192V190H23L22 189V191H21V189H19ZM41 191V192H40ZM45 191V192H44ZM77 191H79V192H85L86 194H83V193H81V194H83V195H79L80 197H78L77 195L79 194ZM8 192L9 191H7V194H6V197L8 198V195L11 197L12 196V198H8V199H6V201L7 202H10V199L11 200H13V201H11L10 202V204H8V203H6V201L4 202L5 204H6V207L7 206H9V208L8 209H11L10 211H12V216L10 215L9 216V225L8 224H5L4 226H0V248H2L3 249V252L5 251V253H3L2 252V250H0L1 251V253H3L2 255H4V254H7V252L6 251H8V253L9 254H11L10 253V251H12V253H13V248L14 247H12V245H14L15 243H18V242H14L15 240H13L14 238L16 239V241H17V236H18V234L19 233H17V232H15V230H14V226H18V224H24V223H22L21 221H22V217H24L25 218V216H26V214H27V216H29L28 214L29 213H26L27 211H23V212H25L24 213V216H23V212H22V209H21V212H17V209H18V211H19V204L18 203H22V201H20V200H18L17 199V201H18V203L16 204V202H15V197H16V195L12 192V194H14L15 195V197L13 198V196L14 195H12L11 193L10 194H8ZM46 192H47V194H46ZM48 192H51V193H48ZM127 192V193H126ZM162 192V193H161ZM168 192H170V193H168ZM202 192H204V191H202ZM201 192V193H202ZM3 193V192H2ZM4 193H6V191L4 192ZM20 193H19V195H20ZM39 193L41 194V193H43L42 195H39ZM44 193L46 194V196L44 195ZM91 193V194H90ZM135 193H137L136 195H135ZM147 193V194H148ZM150 193H151V195H150ZM159 193V194H158ZM164 193V194H163ZM167 193V194H166ZM17 194V193H16ZM52 194V195H51ZM90 196H89V195ZM126 194H129L128 196L129 197H127V195ZM138 194L140 195L139 197H141L142 195V198L143 197H145L144 199H141V200H144V203L146 204V202L148 201V200H150V198H151V202L149 201V205H145L144 203V205L143 204H141L142 202H140L141 200H137V196H138ZM164 195V197H163V195ZM169 194V195H168ZM172 195V197L173 198H175L176 200L175 201H173V200H171L170 198H172L171 197V195ZM197 194V195H198ZM87 195V197H89L90 198V200H89V198L86 200V199H84L83 198V196L85 197ZM160 195H162V196H160ZM165 195L167 196V198L165 197ZM184 195V194H183ZM183 195H181V196H183ZM189 195H188V201L189 200H191V199H189ZM201 195H203V193L202 194H200V196ZM2 196V195H1ZM21 196V195H20ZM131 196V197H130ZM158 196V197H157ZM175 196V197H174ZM5 197V196H4ZM24 197V196H23ZM29 197V196H28ZM78 197V198H77ZM81 197L83 198V199H81ZM147 197V198H146ZM152 197H153V199H154V201L152 202ZM162 197V198H161ZM186 197V200H187V196H185ZM191 197H192V195H191ZM25 198H26V196H25ZM37 198V197H36ZM49 198H50V200H49ZM76 198L78 199V200H82V201H76ZM80 198V199H79ZM86 198V197H85ZM129 198V200H127V202H129L130 203V205L131 206H129L128 208H126V207H123V203L125 204V202H124V199L126 200V199H128ZM163 199L164 200V198H166L165 200H166V203H161V201L162 202H164L163 200H161V199ZM169 198V199H168ZM193 199L195 198V196H193L192 197ZM197 198H198V196H197ZM139 199V198H138ZM145 199H146V201H145ZM159 199L161 200V201H159ZM196 199V198H195ZM168 200V201H167ZM177 200H180L179 202H177ZM185 200V202H187ZM20 201V202H19ZM36 201V200H35ZM48 201H49V203H48ZM87 201H89V202H87ZM116 201L118 202L117 203V205H115V206H117V207H123L124 208V210H126L127 209V214L124 212V213H122L121 211H124V210H122L121 208H118V210L117 211H114V209H116V208H113V207H115L114 205H113V202H114V204L116 203ZM172 201V202H171ZM50 202H51V204H50ZM66 202V203H65ZM73 202H75L76 204H73L72 205V203ZM86 203V205H84V204H82V203ZM126 202V203H127ZM160 202V203H159ZM168 202H171V203H169L171 206H172V208H171V206L169 205V204H167ZM173 202H175L174 203V205H173ZM183 202V203H182ZM13 203H15V204H13ZM20 203V204H21ZM61 203V204H60ZM71 205H70V204ZM80 205H79V204ZM87 203H89L88 205H87ZM119 203H121V204H119ZM129 203H127V205L126 206H128L129 205ZM133 203H134V205H136L138 208H135L136 206H134L133 208H132V206H133ZM148 203V202H147ZM152 203V204H151ZM181 203H182V205H181ZM259 203V202H258ZM23 204V203H22ZM21 204V205H22ZM47 204V205H46ZM58 204V205H57ZM65 204V205H64ZM68 204V205H67ZM164 204V205H163ZM179 206H178V205ZM17 206V208H16V206ZM57 207V209H55L56 207ZM112 205H113V207H112ZM160 207H159V206ZM164 207H163V206ZM165 205H167V206H169L170 208H166L165 207ZM12 206V207H11ZM15 206V207H14ZM23 206V205H22ZM63 206H65V208H66V206H68V210H67V208L64 210L63 209ZM85 206H88V208L90 207V211H89V209L86 207L85 209H84V207ZM147 206V207H146ZM175 206H177V207H175ZM11 207V208H10ZM55 207V208H54ZM61 207H62V209L63 210H61ZM71 207H73L74 208V212H75V215H73V214H71V212H72V210H73V208H71ZM174 207V208H173ZM180 207V208H179ZM183 207V208H182ZM12 208H14L13 210H12ZM51 208H52V212H55V213H53V215L51 214ZM53 208H54V211H53ZM72 209V210H70V209ZM80 208V209H79ZM132 208L133 209V211H132V213L130 212L131 210L130 209ZM140 208H141V210H140ZM152 209L151 211L152 212H154V213H152L149 209ZM164 208V209H163ZM7 209V210H8ZM61 210L60 212H59V210ZM79 209V211H76V210H78ZM86 209H88V212H87V210ZM119 209H121L120 210V213H117V212H119ZM174 209V210H175ZM6 210V209H5ZM24 210V209H23ZM70 210V211H69ZM130 210V211H129ZM10 211H9V214H10ZM64 213H63V212ZM66 211H68V214H66L67 212ZM82 211V214H80V212ZM86 211V212H85ZM146 211V210H145ZM144 211V212H145ZM16 214H15V213ZM58 212V214H56ZM70 212V213H69ZM89 212H90V214H89ZM115 212V213H114ZM132 214V215H130V213ZM159 212V213H158ZM161 212V213H160ZM19 213H20V217L22 218L21 219V221L19 220L20 219V217H19ZM30 213L32 214V212L30 211ZM43 213V212H42ZM45 213H43V214H45ZM62 213V216H64V218H66L65 220L64 219H61V221L62 220H64L62 223H64V224H60L61 223V221H60V218H62L61 216H60V214ZM94 213V214H93ZM119 214V216L117 215V214ZM129 213V214H128ZM137 213H138V210H137ZM169 213H168V215L167 214H165V215H167V216H165V219L163 220L164 222H166V225L168 226V224H170L171 225V223H172V220H169V219H171L170 218V216H169ZM18 214V215H17ZM21 214H22V216H21ZM54 214H56V215H54ZM63 214H66V216L65 215H63ZM70 214V220L71 221H69L68 220V224H66V225H69V226H66L65 225V223H66V221H67V217H68V215ZM86 214L88 215V217L86 216ZM109 214H111V216H109ZM114 214V215H113ZM115 214H116V217H117V219L115 220V218L116 217H114L115 216ZM16 216V218H15V216ZM51 215V216H50ZM58 215V216H57ZM78 215H80V218L78 217ZM82 215H84L83 217H82ZM121 215V216H120ZM127 216L128 215V219H126L124 216ZM135 215H137L136 214V212H135ZM134 215V218L136 217ZM160 215V216H159ZM31 216V215H30ZM72 216H74V217H77L78 219H76V220H78V221H76L75 219H74V217H72ZM91 217V219H90V217ZM92 216H93V218H92ZM138 216V215H137ZM146 216H148V215H146ZM10 217H14V219L13 218H10ZM19 217V218H18ZM32 217V216H31ZM33 217H35V216H33ZM58 217H60V218H58ZM112 217H114V221H113V219H112ZM121 217V219H118V218H120ZM130 217V218H129ZM145 217V216H144ZM167 217V218H166ZM71 218H73V220L71 219ZM88 219V221H87V219ZM126 219L127 221V223L125 224L124 223V221L125 220H122V219ZM156 218H158V219H156ZM16 219V220H15ZM46 219H48V218H46ZM46 219H44V220H46ZM84 219H82V220H84ZM57 220H58V222H60L59 224L57 223ZM100 220V221H99ZM113 222H112V221ZM119 220H120V222H119ZM122 220V221H121ZM168 220V221H167ZM20 221V222H19ZM27 221V220H26ZM29 221V220H28ZM73 221V223H71ZM79 221H80V223H79ZM131 223H130V222ZM148 221V220H147ZM150 221V220H149ZM40 222V221H39ZM70 222V223H69ZM75 222H78L77 224L75 223ZM112 222V223H111ZM118 222V223H117ZM121 222H123V224L121 223ZM160 222H162V221H160ZM170 222V223H169ZM32 223V222H31ZM83 223H84V221H83ZM97 223H99V224H97ZM117 223V224H116ZM151 223H152V221H151ZM168 223V224H167ZM16 224V225H15ZM46 224V223H45ZM44 224V228H46L45 226H47V225H45ZM55 224V225H54ZM56 224H58V225H56ZM71 224H74V226L73 225H71ZM76 224V225H75ZM97 224V225H96ZM112 224V225H111ZM121 224V225H120ZM135 224H138V223H135ZM134 224V225H135ZM148 224H150V223H148ZM147 224V225H148ZM154 224V225H155ZM162 224H163V222H162ZM165 224V223H164ZM164 224L162 225V226H164ZM33 225V224H32ZM31 225V226H32ZM62 225H64L65 227L64 228H66L65 230L63 229V228H61L60 226ZM81 225V224H80ZM107 225H109V227L111 228H107L108 226ZM118 225H120V226H118ZM140 225V227H142V224H139ZM161 225V224H160ZM159 225V226H160ZM9 226V227H8ZM57 226H59V227H57ZM93 226H95V228L93 227ZM105 226H107V227H105ZM118 226V227H117ZM123 226V227H124ZM158 226V227H159ZM74 227V228H73ZM81 227V226H80ZM79 227V229H81ZM112 227H115L114 229H116L114 232H113V230H112ZM140 227H136L135 228V226H134V228H135V230H137V232H139L140 230H138ZM143 227H144V225H143ZM142 227V228H143ZM148 227V226H147ZM146 227V228H147ZM154 227V226H153ZM155 227H157V226H155ZM154 227V228H155ZM105 228V229H104ZM107 228V229H106ZM149 228V227H148ZM160 228V227H159ZM49 229V226H47V231L50 233V231L48 230ZM57 229H58V231H57ZM71 229H73V230H71ZM77 229V228H76ZM83 229V228H82ZM82 229H81V232H80V234L82 233ZM157 229V228H156ZM11 230H13V231H11ZM59 230L61 231V232H59ZM78 230V229H77ZM88 230H89V234H88ZM95 230V233H93V234H91L92 233V231H94ZM109 232H107V231ZM111 230V231H110ZM124 230H125V228H124ZM134 230V231H135ZM144 230H145V228H144ZM147 230V229H146ZM149 230V229H148ZM148 230H147V233H148ZM10 231V232H9ZM72 231H74L73 233H71ZM97 231V232H96ZM127 231H129V232H131L129 229L127 230ZM141 231H143V229L141 230ZM107 234H106V233ZM112 232V233H111ZM150 232V231H149ZM9 233V234H8ZM13 233H15V234H13ZM87 233V234H86ZM121 233V234H120ZM131 233H134L133 232V230H132V232ZM130 233V234H131ZM139 233H142V232H139ZM139 233H136V234H139ZM128 234V233H127ZM129 234V235H130ZM153 234V233H152ZM8 235H10V236H12L13 237V239L11 238V240L14 242V244H11V246H9V247H11L10 249H9V247L7 246V245H9V243H13V242H10V241H8L9 240V238H8ZM75 235H77V234H75ZM78 235H79V233H78ZM90 235V236H89ZM144 235V234H143ZM22 236H24V235H21L20 234V236H19V239L21 240H25V241H27L26 240V238H24V237H22ZM74 236V235H73ZM73 236H71V237H73ZM100 235H99V233H98V236H95L94 238H98ZM121 236H124V235H121ZM128 236V235H127ZM135 236V235H134ZM140 236V235H139ZM160 236H161V234H160ZM195 236V235H194ZM70 237V238H71ZM131 237V236H130ZM136 237V236H135ZM134 237V238H135ZM159 237V235L156 237V238H158ZM214 237V236H213ZM216 237V236H215ZM24 238V239H23ZM140 238V237H139ZM138 237H136V240L138 239V241H141L142 239L140 238L139 239ZM154 238V237H153ZM155 238V239H156ZM169 238V237H168ZM19 239H18V241H19ZM39 239V238H38ZM101 239V237L99 238V240ZM127 239H128V237H127ZM131 239H133V238H131ZM150 239H152V238H149L148 240H150ZM154 239V240H155ZM177 239H180V238H177ZM41 240V239H40ZM43 240V239H42ZM41 240V241H42ZM126 240V239H125ZM135 240V239H134ZM202 240H204V239H201L200 241L201 242H203ZM243 240V239H242ZM97 241V240H96ZM159 241H161V240H159ZM199 241V242H200ZM19 242H21V241H19ZM43 242V241H42ZM134 242V241H133ZM165 242V241H164ZM218 242V241H217ZM245 242V241H244ZM243 242V243H244ZM23 243V242H22ZM31 243V244H30ZM29 243V245H30V248L28 249V252H26L25 251V254L27 255V256H29L30 254L32 255V254H34V256L33 257H36V255L38 254L39 256H43V255H41L40 253H42V251H45V250H42V249H40V246L41 245H39L38 243H36V242H34V240L32 241V242H30ZM153 243H155V242H153ZM153 243H148L149 245L150 244H152V246H153ZM156 243H157V241H156ZM204 243V242H203ZM203 243H202V245L201 246H203ZM209 243V242H208ZM213 243V242H212ZM215 243V242H214ZM223 243H225V242H223ZM240 243V242H239ZM20 244V243H19ZM95 244H97V245H99L98 243H95ZM122 244H124V242L122 243ZM133 244V243H132ZM148 244H146V245H148ZM161 244V243H160ZM231 244V243H230ZM249 244V243H248ZM18 245V244H17ZM16 245V246H17ZM22 245V244H21ZM32 245V246H31ZM44 245V244H43ZM42 245V246H43ZM126 245V244H125ZM198 245H200L199 243H198ZM210 245H211V243H210ZM15 246V245H14ZM20 246V245H19ZM28 246V245H27ZM45 246L46 245H44V248H45ZM101 245H100V247H102ZM143 246V245H142ZM197 246V245H196ZM221 246H222V244H221ZM231 246V245H230ZM242 246V245H241ZM240 246V247H241ZM6 247V248H5ZM7 247H8V249L10 250H8L7 249ZM154 247V246H153ZM224 247V246H223ZM234 247V246H233ZM239 247V246H238ZM237 247V248H238ZM252 247H256V248H263L264 246H262V241L261 240H255V242H254V245H252ZM97 248V247H96ZM127 248V247H126ZM147 248H149V247H147ZM194 248H197V247H194ZM205 248V247H204ZM232 248V247H231ZM236 248V246H235V248L234 249H237ZM5 249V250H4ZM129 249V248H128ZM251 249V248H250ZM26 250V249H25ZM42 250V251H41ZM143 250V249H142ZM141 250V251H142ZM228 250V249H227ZM238 250V249H237ZM256 250V249H255ZM21 251V250H20ZM36 251V253H34ZM139 251V250H138ZM228 251H230V250H228ZM235 251V250H234ZM247 251H248V249H247ZM24 252V251H23ZM33 252V253H32ZM0 253V254H1ZM16 253H18V251L16 252ZM15 253V254H16ZM20 253V252H19ZM21 253H22V251H21ZM36 254V255H35ZM51 254V253H50ZM2 255H1V257H2ZM17 255V254H16ZM30 255V256H31ZM67 256H68V254H66ZM65 254H64V256H66ZM5 256V255H4ZM12 256H14V255H12ZM18 256H19V254H18ZM27 256H24V259L27 257ZM39 256H37V257H39ZM64 256H63V258H64ZM108 257H110V256H108ZM12 258V257H11ZM29 259H30V257H28ZM32 258V257H31ZM40 258V257H39ZM43 258H45L44 256L41 258V259H43ZM66 258V257H65ZM69 258V257H68ZM151 258H153L152 256H151ZM155 258H156V256H155ZM23 259V258H22ZM36 259V258H35ZM52 259V258H51ZM116 259V258H115ZM118 259H121V258H118ZM148 259H150V258H148ZM154 259V258H153ZM159 259H161V258H159ZM33 260V259H32ZM46 260V259H45ZM67 260V259H66ZM65 260V261H66ZM152 260V259H151ZM65 261L63 262L64 264H65ZM148 261V260H147ZM152 261H155V260H152ZM253 261H255V262H253ZM150 262V261H149ZM157 262V261H156ZM244 261H242V263H243ZM251 262V261H250ZM252 262L253 263H256V264H264V257H255L253 260H252ZM251 262V263H252ZM160 263H162V262H160ZM252 263V264H253ZM16 264V263H15ZM18 264V263H17ZM34 264V263H33ZM39 264V263H38ZM49 264V263H48ZM150 264H153V263H151L150 262ZM156 264V263H155Z\"/></svg>","mask_w":264,"mask_h":264}]
</instances>
